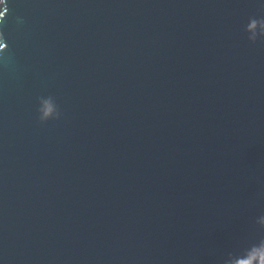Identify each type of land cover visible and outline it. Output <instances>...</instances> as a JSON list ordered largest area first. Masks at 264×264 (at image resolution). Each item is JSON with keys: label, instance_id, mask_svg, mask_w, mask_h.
Wrapping results in <instances>:
<instances>
[{"label": "water", "instance_id": "95a60500", "mask_svg": "<svg viewBox=\"0 0 264 264\" xmlns=\"http://www.w3.org/2000/svg\"><path fill=\"white\" fill-rule=\"evenodd\" d=\"M9 9L0 264H224L264 240V0Z\"/></svg>", "mask_w": 264, "mask_h": 264}, {"label": "clouds", "instance_id": "9594fccd", "mask_svg": "<svg viewBox=\"0 0 264 264\" xmlns=\"http://www.w3.org/2000/svg\"><path fill=\"white\" fill-rule=\"evenodd\" d=\"M9 11V0H0V54L6 53L9 48L5 34V21L9 15ZM246 32L252 44H256L257 41L264 42V19H250ZM0 59H4V57L0 56ZM40 105L39 119L41 123L60 118L61 114L58 106L52 97H48L47 99L41 97ZM257 223L261 229H264V215L258 219ZM224 264H264V240L252 245L240 257L230 254Z\"/></svg>", "mask_w": 264, "mask_h": 264}]
</instances>
